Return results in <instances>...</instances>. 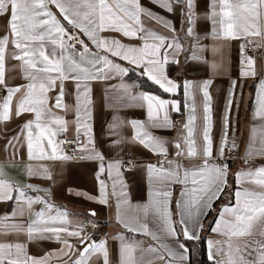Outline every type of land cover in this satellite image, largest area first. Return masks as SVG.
<instances>
[{"label":"snow or ice","instance_id":"6c2138e0","mask_svg":"<svg viewBox=\"0 0 264 264\" xmlns=\"http://www.w3.org/2000/svg\"><path fill=\"white\" fill-rule=\"evenodd\" d=\"M160 8L172 13L185 9L188 21L186 35L195 36V22L198 18L196 0H153ZM209 12L206 19L211 21V35L217 43L211 48H193L192 59H197V51H208L209 58L203 62L211 70L219 71L223 67L225 48L230 41L241 40L243 78L256 76V60L247 54L249 47L264 49V0H209ZM142 17L155 21L162 29H167L168 36L161 35L151 28H146ZM0 20L4 31L0 32V132L7 131L6 125L13 119L24 117L19 132L6 141V146L15 155L19 147L26 148L29 161H52L72 159L63 149L70 143L60 139L68 131L70 121L66 119L69 111L74 113L75 141L78 148L73 151L81 153L80 159L97 161V181L99 185V203L108 202L107 180H112V195L118 197V220L129 233L144 234L157 242L149 246L146 252L153 253L149 264L162 261L164 264H190V245L181 241H199L203 230L202 218L205 217L215 201L219 200L224 190L229 187V165L224 162L225 149L234 150L235 142L228 143V113L233 99L237 96L236 81H232L228 106L224 119V135L213 157V142L210 135L212 128V97L209 93L211 80L205 81L198 89L202 94L204 125L202 127L203 144L198 148L195 138V121L197 119L195 93L193 85L185 82V94L193 101L189 107L187 123L184 125L183 142H176L174 157L199 163L186 167L178 159H161L157 164L146 165L148 173L149 201L137 206V215L132 221L120 216L121 206H131L123 181V171L133 167L131 162L122 160L106 161L105 156L95 148L92 134L91 98L92 84L108 81L115 76L128 75L129 69L117 61H124L140 70L141 76L147 77L165 93L175 94L181 85L167 75L166 65L179 63L176 56L184 51L183 44L174 35L175 28L171 21L144 8L140 0H0ZM105 33H118L120 36L137 39L139 45L125 44L121 39ZM83 37V38H82ZM11 61L17 62L14 66ZM10 68L21 74L25 84L9 83ZM66 85L71 86L74 103L65 102ZM117 90L129 93L132 101L146 102L147 122L132 120L130 127L134 130L132 143L141 145L154 155L167 158V141L154 135L149 128H172L169 107L180 111V104L174 100L161 99L155 95L140 93L131 95L135 85L120 84ZM253 121L259 120V127L250 129L248 159L254 156L264 157V78L258 81L253 95ZM113 146L126 142L120 131L119 123L109 124ZM83 135L86 143L81 140ZM257 142L259 147H257ZM216 160L221 161L217 163ZM247 162V161H246ZM29 177L42 175L48 179V169L42 163L38 167L31 164L26 168ZM106 174V175H105ZM0 169V203L11 202L18 206L11 215L0 218V236L23 234L26 242L18 240L0 241V264H91L94 255L102 256V264H110L107 240H91L82 235L83 227H70L66 211H56L54 204L39 196L30 197L24 188L2 178ZM104 176V179H101ZM235 190L232 192L234 203L225 204L210 228L220 240L206 239L208 255L212 264H264V231L261 239H254L257 223H264V165L249 168L234 174ZM117 184L120 185L117 189ZM181 185L176 207L179 220L173 219L172 196L174 185ZM252 185V188L244 185ZM153 185H156L153 187ZM32 191L37 189L28 185ZM71 192L72 190L69 189ZM76 195L82 193L76 192ZM87 199L96 197L83 193ZM123 197V200L120 199ZM44 207L34 213V219L24 225L8 224L9 220H19L25 215L32 216V206ZM95 215V212H90ZM151 215L154 227L145 222ZM143 217V220L141 219ZM177 224L180 226L177 231ZM63 234V235H61ZM68 237H75L83 250ZM171 238L175 241L173 248L163 241ZM34 239H55L63 245L60 255L48 253L37 258L29 255L27 242ZM120 264H143L135 255L137 244L124 242L121 235ZM76 257L74 260L72 257ZM64 257H68L67 260Z\"/></svg>","mask_w":264,"mask_h":264},{"label":"crops","instance_id":"0c3cea01","mask_svg":"<svg viewBox=\"0 0 264 264\" xmlns=\"http://www.w3.org/2000/svg\"><path fill=\"white\" fill-rule=\"evenodd\" d=\"M141 5L151 10L153 13L159 16L165 17L171 21L172 26L175 28L174 35L179 38V42L183 44L184 51L180 52L176 59L179 63L173 64L171 62L172 53H170V62L165 66L167 75L170 79L181 85L177 89L176 93H165L158 85L153 84L145 76L139 74L138 69H135L133 65H129L124 61H117L122 66L129 69L126 76H115L114 79L108 81H98L92 84V134L95 143V148L101 152L106 161L127 159L133 161V167L123 171V181L126 185V193L128 199L131 202V206H121L120 216L124 220L132 221L139 213L137 212V206L144 205L149 201V181L148 173L146 171V165L153 164V161L159 157L152 152L144 149L141 145L131 142V137L134 134V130L130 127V121L138 120L147 122V106L146 102L136 100L132 101L129 98V93L117 90L116 85H135L131 88V95H139L140 93H146L149 95H155L165 100H174L179 102L180 111L176 112L169 107V115L173 123L172 128H149L154 135L160 137L164 141H167L165 145L168 149V155L172 159L181 160L186 167H191L193 164L199 163V159L193 161L184 160L182 157H174L176 149L174 144L178 141L183 142L182 138L185 135L184 125L187 123L189 115V105L193 102L186 94L183 88L185 82H190L193 88L191 92L195 93L196 103V121H195V138L197 147L199 148L203 144L202 140V127L204 125L203 110H202V94L198 90L205 81L211 80L209 86V93L212 97V128L211 138L213 142V157L217 156L220 142L223 138L225 127L224 119L226 109L228 106L229 94L232 87V81H236L237 96L233 99L231 111L228 113V125L227 133L228 139L231 138L229 145L233 142L236 144V148L232 151L225 149V160L229 165V176L241 170H247L249 168L255 169L258 166L264 165V157L254 156L251 158V164L245 165L248 161L247 151L250 144V129L255 125L259 127L260 121H253L252 112L254 111L253 95L258 86V81L264 78V49H261L257 54L252 55L256 60V76L243 78L241 76L242 70H246L245 65L242 62L240 45L243 43L241 40L230 41L225 48V55L223 58V67L219 71H213L208 64L204 63L205 59L209 58L210 53L208 51H197V59H192L193 48H207L211 49L217 41L212 38L211 35V21L206 19V14L209 12L208 2L209 0H196V12L198 18L195 22V36L199 37L198 42L194 37H188L186 30L189 26L187 19L184 16L185 9L174 10L172 13L160 8L153 0H140ZM146 28H151L153 31H157L161 35L168 36L167 29H162L161 25H158L155 21L148 20L146 17H142ZM4 31L3 21L0 20V32ZM104 35H112L121 39L125 44L139 45L141 41L137 39H129L120 36L118 33H105ZM248 54V53H247ZM249 55V54H248ZM251 56V55H250ZM11 65H15L17 62L11 61ZM133 72L139 75L142 79L146 80L153 86L159 88L166 96H161L153 92L143 91L137 80L129 77ZM10 80L12 85L25 84L26 81L22 79L19 74L13 68L9 71ZM71 86L66 85L65 102L70 106L74 103L72 95L67 93L71 92ZM70 121L67 136L75 138V123L74 113L69 111L65 117ZM24 122V117L19 119H13L6 125L7 131L0 132V169L3 170L2 178L17 184L19 187L25 189L30 197L36 196L46 199L55 208L51 214H56V211H66L68 213V219L71 221L70 227L76 228L85 221H92L100 223L107 231L108 236L107 248L109 251L110 264H120V246L121 240L119 237L123 235L125 237L124 242L137 244V251L135 253L138 259L143 260V264H149L154 258L153 253H148L144 250L149 246H157V242L152 240L149 236L144 234L129 233L123 227V224L118 220L117 212V199L118 197L112 195V180H107L108 184V202L107 204L99 203V185L97 181V161L91 160H52V161H29L26 156V148L19 147L15 155L12 154V149L6 146V141L19 132L20 127ZM119 123L121 125L120 131L123 133L126 142L121 144L119 148L113 146L112 136L109 132V124ZM81 140L86 143V138L81 135ZM257 147L259 143L257 142ZM79 152V151H78ZM80 153V152H79ZM217 163L221 161L216 160ZM43 164L48 169V174L51 179H48L42 175L28 176L26 168L31 164L33 167ZM106 175V174H105ZM228 176V184H229ZM101 176V179H104ZM233 183L235 184L234 180ZM28 185L34 186L37 191H32L28 188ZM156 185H153L155 187ZM245 187L252 188V185L245 184ZM120 185L117 184V189ZM175 191L172 196V211L173 219L179 220V209L176 207V201L179 199V191L181 185L173 186ZM69 189L72 191L70 192ZM224 190V195L228 196ZM76 192L82 193L76 195ZM83 193L96 197L95 200L87 199ZM222 194V195H223ZM123 200V197H120ZM216 202V201H215ZM213 203V205L215 204ZM234 203L233 196L231 200L226 199L221 208L225 204ZM212 205V207H213ZM44 206L37 203L32 206V216L25 215L19 220H9L8 224L20 223L26 225L30 219H34V213L41 210ZM220 208V210H221ZM18 206L12 204L9 206V202L0 203V218L5 215H11V212L17 211ZM219 210V211H220ZM90 212H95V215H90ZM176 214V217H175ZM207 216V215H206ZM205 216V217H206ZM205 217L202 218L204 222ZM143 220V217L141 216ZM149 224L150 228L154 227L151 215L145 221ZM2 226V223H0ZM177 224V231L179 232L180 226ZM264 231V223H257L255 232L257 233L253 238L261 239L259 233ZM201 233V232H200ZM199 233V235H200ZM63 235V234H61ZM183 237V236H182ZM69 239V237H68ZM181 239V237H180ZM212 240H220L221 237L211 232L210 238ZM18 240L21 243L26 242V237L21 234L18 237L15 234H9L7 236H0V241L11 242ZM69 241L77 246L80 251L83 250L79 242ZM182 241V239H181ZM164 243L169 244L173 248L176 247L175 241L171 238H166ZM183 242V241H182ZM63 245L56 242L55 239H34L31 242H27V250L29 255L41 258L48 253H55L60 255V249ZM76 257H72L74 260ZM65 260L68 257H64ZM50 264H56V260L53 259ZM71 264V261H69ZM91 264H102V256L94 255L91 258ZM156 264H164L162 261H156Z\"/></svg>","mask_w":264,"mask_h":264},{"label":"trees","instance_id":"16d2710c","mask_svg":"<svg viewBox=\"0 0 264 264\" xmlns=\"http://www.w3.org/2000/svg\"><path fill=\"white\" fill-rule=\"evenodd\" d=\"M129 77H132L133 79L137 80L140 84V87L143 91L146 92H153L156 94H159L161 96H166L159 88L153 86L146 80L142 79L139 75L131 72ZM232 173L229 176V187L227 188L225 194L227 193L228 196H225L224 194L221 195L220 199L215 202V204L212 207V210H210L205 217V220L203 222V230L200 233V240L199 241H184L183 237L181 236L182 241L190 245V264H212L211 261L208 260V250H207V244L206 239L210 238L211 231L210 228L213 226V222L217 218V214L219 213V210L221 206L226 203V199L231 200L232 198V192L235 190L236 185L233 183ZM12 203L9 202V206H11ZM176 217V214H175ZM179 227V226H178Z\"/></svg>","mask_w":264,"mask_h":264},{"label":"built area","instance_id":"2783aa9c","mask_svg":"<svg viewBox=\"0 0 264 264\" xmlns=\"http://www.w3.org/2000/svg\"><path fill=\"white\" fill-rule=\"evenodd\" d=\"M83 38V37H82ZM261 51V48H254V47H249L247 50V53L249 55H254L257 54L258 52ZM3 94L0 93V96ZM60 139H66L68 141H72L70 143L64 144L62 147L66 153H68L72 158V160H81L79 157L81 156V153L78 151H73V149L78 148V142L75 141V138H70L67 136L66 132L63 133L60 137ZM228 141H231V138L228 139ZM161 159H172L169 155L167 158L164 157H157L154 161L153 164H157L158 161ZM131 162L133 164V161L131 159H127L124 161L125 164ZM251 164V159L248 160L245 165H250ZM80 226L83 227V232L82 235L86 236V238L91 241V240H105L108 236V231L100 224L97 222H92V221H85L83 222ZM70 240L79 242L75 237H69Z\"/></svg>","mask_w":264,"mask_h":264}]
</instances>
